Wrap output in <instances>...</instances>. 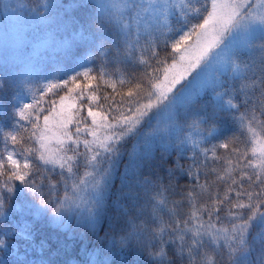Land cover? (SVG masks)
<instances>
[{"label":"snow or ice","instance_id":"6c2138e0","mask_svg":"<svg viewBox=\"0 0 264 264\" xmlns=\"http://www.w3.org/2000/svg\"><path fill=\"white\" fill-rule=\"evenodd\" d=\"M148 3L150 7L158 6L161 0H148ZM196 3L197 0H181L178 18L173 19L172 9L175 5L170 3V0H163L164 10L159 23L152 32L143 37L144 43L141 44L142 38L139 32L135 34V39H132L130 25L123 22L122 14L127 13L131 17L135 13L140 17V11H146L142 2L111 0V3H104L103 0H99L91 4L86 0H78L74 8L85 11L90 8L91 15L82 18L79 22L80 31L74 32L71 39L64 41L65 49L70 50L81 43L95 47L99 42L98 54L107 56L105 45L113 44L114 55L119 58L123 54L131 56L139 47L141 53L148 51L155 64L161 66L171 56L174 62L171 63L170 68L176 69L179 63L181 70L169 81V86L164 88L161 84L153 82L152 74L145 68L142 75L138 74L137 81L129 86L126 96L123 92H117L115 82L105 81V84L112 88V92L121 99L117 101L108 94L102 98L104 103H101V97L95 92L85 96L82 85L77 83L79 76L90 81L96 80L97 77L91 76L89 72L78 73L71 77V83L75 87L61 96L59 102L51 101L52 107L42 117V124L41 117L36 115L37 112L44 111L43 108L37 107L39 100L34 98L33 103L18 106L15 115L20 121H27L31 127L26 128L20 124L22 133L9 132L5 136V148L0 151V177L3 178L8 193L19 196L21 192L25 194L27 190L35 195L39 191L40 203L43 208L52 212V222L57 227H70L65 221L74 219L77 225H83L86 229L94 231L105 213L113 173L119 167L122 158L121 148L117 145L126 134L131 133L140 124L149 110L164 104V112L167 113L170 125L168 135L170 138L175 136L179 144L175 145L174 141V145L184 151L181 146L186 145L190 137L181 138L182 129L174 121L179 110V101L193 83L203 77V70L197 72L196 76L187 85L181 87L176 95L170 98L169 93H172L175 85L180 84L186 76L200 69L205 61L208 62V67L216 66L218 69L212 81L213 90L224 89L216 96V107L219 112L231 114L232 109L240 106L234 103V99L242 93L244 95L242 103L248 106L250 121L256 119L257 109L264 115V60L258 66L249 68L251 76L235 63V59L242 52L250 51L257 44L264 51V35H257L258 31L264 32V0H212L210 11L207 3H201L199 7ZM54 6V3L49 4L45 0L43 11L38 12V15L43 17V23L53 22V19L44 16V13L52 12ZM113 9L119 10L121 16L117 17ZM193 13L201 15L202 22L192 24L191 28L185 31V27L191 23ZM174 24H180V27L174 28ZM109 27L120 29L115 42L105 35ZM193 37L196 38L195 46L191 43ZM169 48L171 53L168 52ZM173 53L179 54L178 61ZM141 62L147 64L146 61ZM155 71L158 69L153 68V72ZM167 71L166 69L165 72ZM229 73L233 81L244 82L240 89L232 90L236 96L229 92L227 87ZM254 78H258L259 81L258 99H254V94H249L247 91L250 87H255L254 83L252 85L247 83ZM145 79L150 89L147 103L140 104L139 98L144 89ZM164 80L168 81L167 74ZM68 83L69 81H64L63 85L48 84L46 92L67 87ZM119 83L124 84L125 81L121 79ZM86 87L91 88V83ZM77 89L80 91L76 97H73L71 94ZM7 91L6 82L0 80V112L4 113L0 117L8 114L4 103ZM77 100H84L85 103L77 105ZM120 105L126 106V112L120 111ZM30 117L34 118L30 119ZM241 119L243 120L244 117ZM261 123L264 124V121ZM73 126L74 131H69ZM194 127L199 131L197 125ZM248 130L253 132L255 138L251 124ZM2 131L3 129H0V132ZM213 131L214 129H209L208 136H211ZM101 132L105 135L101 136ZM82 134L90 135L92 139L81 140ZM157 135L156 129L148 133L145 136L146 143L155 142ZM149 136L153 139L148 140ZM9 140L11 148L7 146ZM30 140L39 147H25V142ZM53 142L57 145L55 149L51 147ZM81 143L84 146L83 152H80ZM229 143L221 144L220 147L227 149ZM256 145L251 149L252 160H248L247 153H239L240 158L248 160L245 166L252 168L253 171L250 174H241L239 180L231 175V168L226 170L224 176L218 174L217 180L225 181L224 187L220 190L213 188L209 191L212 185L200 184L199 172L189 168L185 170V174L190 175L195 181L191 189L178 191L171 184L164 185L144 180L140 183L139 190H130L126 193L125 197L135 201L139 207L134 213H125L129 217L126 225L131 230L118 242L121 250L132 249L135 246L138 253L147 252L152 257L153 264H212L213 256L220 258L225 254L226 264H253L252 253L255 242L261 247L258 258L260 264H264V210H262L264 209V140H257ZM196 146L194 144V147ZM232 151L238 152L236 148ZM34 152L35 156H33ZM68 152H72V155H68ZM89 152L93 153L90 158L87 155ZM29 156H32V161L39 160L43 165L58 166L61 170L66 169L70 174L69 178H64L63 171L60 173L61 178L65 179L62 200L51 198L56 190L53 185L49 189V199L45 202L43 191L36 187L35 179L30 178L34 172L40 170V166L30 161ZM80 156H83L85 164L93 169L86 174L91 177L90 180L75 179L76 174L73 169L79 168L77 158ZM138 159H140L139 153L133 150L129 155L133 167L137 166ZM212 171L216 169L213 168ZM68 179L73 180L71 195L68 192ZM15 181H18L20 186H17ZM212 184H215V181ZM196 187H199L201 192H196ZM204 192H207V199L202 200ZM169 194L180 198L170 199ZM8 199L9 196L0 192V215H3ZM205 214L207 220L204 219ZM222 214L231 217L230 228L216 227L215 222L222 220ZM116 243L113 242L114 247ZM0 249L4 250L3 255H0V264H7L4 259L9 250L6 241L0 240ZM170 254L174 260L169 259ZM93 264H112V262L105 257L103 261L94 259Z\"/></svg>","mask_w":264,"mask_h":264},{"label":"trees","instance_id":"16d2710c","mask_svg":"<svg viewBox=\"0 0 264 264\" xmlns=\"http://www.w3.org/2000/svg\"><path fill=\"white\" fill-rule=\"evenodd\" d=\"M17 1L24 6L26 17L32 15L35 20H42L43 17L38 15V12L43 11L45 0ZM77 2L78 0H47V3H54L55 6L52 12L44 13V16H50L53 22L49 24L43 23L38 29L27 31L25 34L31 40V44L42 41L50 34L49 38L52 39L53 49H45L32 55V52L28 54V51L31 50L30 43H28L27 47L19 55L22 58L21 62L15 63L7 55H5L7 59L5 62L0 61V80L6 82L8 89L7 97L4 101L8 114L0 117V129H3L0 132V151L5 148V136L7 133H22L23 130L19 127L20 124H23L26 128L31 127L27 121H20L19 117L15 115L18 106H23L25 103H33L34 98L39 100L37 107L43 108L44 111L37 112L36 115L41 117L40 123L42 124V117L52 107L51 101L59 102L61 96L67 94L69 89L75 87L71 83L72 76L89 72L91 76L97 77L96 80L91 81L82 76L78 77L77 83L82 85L85 96L95 92L101 97V103H104L103 96L111 94L115 100L119 101L121 97L113 93L112 88L108 87L105 81L115 82L117 92H123L126 96L129 86L137 81L138 74L142 75L145 68L148 73L152 74L153 82L160 84L164 80L165 74H167L165 70L169 71L171 63L174 62L172 57L169 56L162 66L155 64L149 52L143 51L141 53L139 47L131 56L123 54L117 58L114 55L115 47L113 44H106L105 51L108 55L101 56L98 54L99 42H97L95 47L81 43L70 50L65 49L63 47L64 41L71 39L74 32L78 33L80 31L79 22L82 18L91 15L90 8L86 11L74 8ZM86 2L97 3L96 0H86ZM201 3H207L208 10H211L209 0H199L196 6L199 7ZM202 19L201 15L193 13L191 23L184 30L188 31L192 24L202 22ZM182 23L183 20L181 19ZM173 27L178 28L180 24H174ZM130 30L134 40L137 32L132 27H130ZM119 32V27H109L105 35L109 40L115 42L118 39L117 34ZM148 33H139L142 38L141 44L144 43L143 37ZM195 39L193 37L191 43ZM168 52L171 53V48L168 49ZM173 55L176 56L178 61L179 54L173 53ZM142 60L146 61L147 64L142 63ZM262 60H264V51L257 44L250 51L242 52L235 59V63L239 64L241 69L248 72V75L251 76L252 73L249 68L258 66ZM25 62L28 64L26 66L22 65ZM153 68H157L158 71L153 72ZM121 79L125 81L124 84L119 83ZM64 81H69L67 87H59L46 92L48 84L63 85ZM89 83L92 85L91 88L86 87ZM143 83L144 89L139 98L140 104L147 103L150 89L146 79ZM247 83L250 85L255 84V87H250L247 91L249 94H254V99H258L260 97L258 78L249 80ZM227 87L229 92H232L229 84ZM233 89H240V85L235 84ZM79 91L77 89L71 95L76 97ZM151 91L154 92L155 89H151ZM221 91H224V89H218L216 94ZM232 94L236 96L235 92H232ZM243 99L244 95L242 93L236 96L234 103L240 106L237 109H232L231 114L219 112L216 107L217 100L213 99L212 96L208 100L196 99L194 103L187 104L183 109H179L174 123L182 129L181 138L190 137L188 143L181 146L184 151H181L180 147L175 146L179 144L175 136L169 137L168 130L170 125L167 123L158 125L157 120L153 119L160 105L149 110L147 115L141 119L140 124L131 133L126 134L120 144L117 145V147L121 148L122 158L119 167L113 173L105 213L94 231L86 229L83 225H77L74 219L65 221V224H70V227H57L52 222V212L41 205L39 191L35 195L27 190H25V194L21 192L19 196L15 193H8L4 187L3 178L0 177V192L10 197L4 206L3 215H0V227H4L0 231V240L6 241L7 244L8 236L4 229L9 227L18 231L17 240L27 243L22 257L16 253L14 247L8 250L7 255L4 256L7 264H93L94 259L103 261L105 257H108L112 264H153L152 257L147 252L138 253L135 250V246L132 249L123 250L119 247L118 242L121 237L131 230L126 225L129 217L125 213H134L139 207L135 201L127 199L125 194L130 190H139V185L144 180H151L153 183L159 182L164 185L171 184L178 191L191 189L195 181L190 175L185 174V170L189 168L199 172L201 176L200 184L212 185V188L208 189L209 191H212L213 188L220 190L224 187L225 181L217 180V175L224 176L229 168L232 169L231 175L235 176L237 180L240 179L241 174H250L253 169L245 165L248 160L253 159L251 149L257 146L256 141L264 140V124L261 123L264 121V115L257 109L255 113L256 119L250 121L248 106L243 105ZM76 103L79 105L85 103V101L77 100ZM119 107L120 111L126 112V106L120 105ZM3 114V112H0V116ZM81 115H86V113H81ZM241 117H244V119L242 120ZM250 124L254 129L255 138L253 132L248 130ZM194 125L198 126L199 131ZM154 129L158 133L155 142L146 143L145 136ZM209 129H214L211 136L207 134ZM69 131H74V126ZM117 131L119 130L117 129ZM100 135L104 136L105 133L101 132ZM80 138L81 140L92 139L90 135L85 136L83 134ZM152 139L151 136L148 137V140ZM224 143H229V148L220 147ZM194 144L197 146L194 147ZM7 146L9 148L12 147L10 140L7 141ZM25 147L38 148L39 145L30 140L25 142ZM233 148H236L238 152H233ZM133 150H136L140 155L136 167H133L129 161V155ZM83 151L84 146L81 143L80 152ZM239 153H247L248 160L240 158ZM67 154L72 155V152ZM92 154V152L87 153L89 158ZM35 155L36 153L34 152L33 156ZM29 160L32 161V156H29ZM32 162L39 164L40 170L34 172L30 178H34L36 187L43 191L45 202L49 199V189L53 185H55L56 190L51 198L53 200L56 198L62 200L64 197L65 179L61 178L60 173L63 171L64 178H69L70 174L66 169L61 170L58 166L43 165V162L39 160ZM77 163L79 168L74 167L73 169L76 174L75 179L77 181L81 179L90 180L91 177L86 174L93 171V169L85 164L84 157H78ZM213 168L216 171H212ZM205 173H207V176H205ZM213 181H215V184H212ZM14 183L20 186L18 181ZM72 183L73 180L68 179L69 195L72 194ZM195 191L199 193L201 189L196 187ZM169 198L179 199L180 197L169 194ZM201 198L202 200L207 199V192L202 193ZM141 203H143V200H141ZM204 219L207 220V214L204 215ZM23 222H26L27 228H30L33 233L29 240L22 235ZM139 222L137 221V223ZM215 223L218 228H230L231 217L222 214V220ZM114 241L117 242L115 247L113 246ZM253 247V264H260L258 258L261 254V247L255 242H253ZM224 251L226 253V249ZM3 252L4 250L0 249V255H3ZM169 259L174 260L171 254ZM226 262V254L220 258L212 257V264H226Z\"/></svg>","mask_w":264,"mask_h":264},{"label":"rangeland","instance_id":"374dc122","mask_svg":"<svg viewBox=\"0 0 264 264\" xmlns=\"http://www.w3.org/2000/svg\"><path fill=\"white\" fill-rule=\"evenodd\" d=\"M199 1V0H197ZM210 3L212 0H209ZM99 2V0H96ZM104 3H111V0H103ZM138 3H143V9L140 11V17H137L135 13L128 16L127 13H123L125 24H129L136 32L140 34H145L148 32H152L156 25L159 23V19L162 11L164 10L163 0H161V4L158 6H149L148 0H137ZM170 3L175 5V8L172 9V18L177 19V13L180 10L181 0H170ZM114 14L117 17L121 16V13L117 9H113ZM24 6L17 0H0V61L5 62L7 59L5 55L10 57L11 60L15 63L21 62V56H19L23 49L26 48L27 44L31 42L29 38L25 35L27 31H32L33 29H38L39 26L43 25L42 20H35L34 17L27 16ZM43 19V18H42ZM48 34V33H47ZM257 35H264V32H257ZM51 36L48 35L47 38L42 41L32 44L30 43L31 50L28 51V54L32 52V55L44 51L45 49H53V45L51 44L52 39L49 38ZM195 46V41L192 43ZM223 47V46H221ZM248 51V50H246ZM9 59V60H10ZM28 63H23L22 65L26 66ZM208 62L205 61L202 63L201 68L197 69L195 72H192L191 75L186 76L180 84L175 85L172 93H169V97L176 95L179 92L180 88L184 85H187L194 76H196L197 72L203 70L204 75L199 80L195 81L190 89L184 94V97L179 101V109H183L184 106L190 103H194L196 99H209L211 96L213 99H216V91L220 88L213 90L212 81L214 79L215 73L218 70L216 66L208 67ZM180 66L176 69H169L167 72L168 81L163 80L160 84L162 87L167 88L169 86V81L173 79L179 72ZM29 73L28 71H26ZM224 79V77H221ZM243 81H233L231 79V73L228 74V84L230 90L232 91L233 86L242 85ZM203 102V101H202ZM167 103V102H165ZM157 113L154 115L153 119L157 120L158 125L163 123H168L167 113L164 112V104H161L158 108ZM160 114L159 116L157 114ZM104 133V132H103ZM51 147L55 149L57 147L56 143L53 142ZM26 223V222H25ZM23 222L22 225V235L26 237L28 240L33 236L30 228H27L26 224ZM4 227H0L2 230ZM5 233L8 236L7 246L9 250L11 247H14V250L20 257L24 255L23 250L26 249L27 243H24L21 240H17L19 233L16 229L6 227L4 229ZM16 235V236H15Z\"/></svg>","mask_w":264,"mask_h":264}]
</instances>
